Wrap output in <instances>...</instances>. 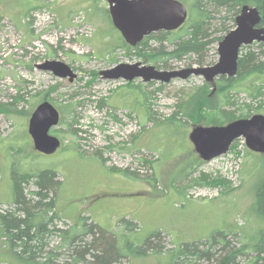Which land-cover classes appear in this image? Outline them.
Listing matches in <instances>:
<instances>
[{
	"label": "rangeland",
	"instance_id": "1",
	"mask_svg": "<svg viewBox=\"0 0 264 264\" xmlns=\"http://www.w3.org/2000/svg\"><path fill=\"white\" fill-rule=\"evenodd\" d=\"M181 1L191 14L195 0ZM108 9L104 0H0V108H15L12 113L0 111V208L12 206L14 170L17 174L52 170L56 187L49 194L54 199L49 215L60 216L52 229L72 228L85 216L121 237L122 247L133 243L143 247L150 235L161 232L162 251L123 256L115 264H175L170 252L177 245L196 241L201 245L222 232L225 237L217 236L215 246L200 247L210 249V258L203 256L195 263L218 264L228 252L248 244L258 226L253 217L257 187L264 179V153L250 151L239 138L227 155L204 162L189 133L208 125L192 122L182 112L175 116L177 124L170 122L177 104L206 82L202 76L169 83L136 79L132 85L142 84L140 90L147 96L139 94L136 109L121 100L127 81L104 80L100 71L119 63L140 62L161 70L200 65L185 58L163 68L144 60L136 49L121 45L123 38ZM216 24L213 30L219 28ZM164 46L172 47L168 41ZM213 46L216 53L211 47L208 58L214 64L218 43ZM47 60L70 65L77 78L71 82L40 69ZM20 94L23 98L15 100ZM232 98L230 110L237 117L264 114V108L258 110L259 102L245 92L233 93ZM45 100L60 111L59 123L49 134L58 137L61 146L51 155L37 152L29 134L30 117ZM71 104L72 112L63 116L61 107ZM35 190L34 179H29L27 198L36 200ZM4 235L0 229V264H23ZM226 242L230 243L225 247ZM60 244L59 233H53L47 251L37 260L50 253L52 264L71 259L68 246ZM253 254L246 249L232 262L253 264Z\"/></svg>",
	"mask_w": 264,
	"mask_h": 264
},
{
	"label": "trees",
	"instance_id": "2",
	"mask_svg": "<svg viewBox=\"0 0 264 264\" xmlns=\"http://www.w3.org/2000/svg\"><path fill=\"white\" fill-rule=\"evenodd\" d=\"M245 4L258 8L261 15L260 25L264 27V0H195L187 23L178 30L154 32L136 46L127 44L123 39L121 45L125 48L136 49L138 55L144 60L160 64L158 66L163 68H171L172 61H181L185 58L200 66L212 65L213 63L208 58L211 47L216 53L213 45L223 39V33L236 27V18ZM216 15L220 16L219 19ZM215 22L219 28L213 30ZM167 41L172 46L170 49L164 46V42ZM152 43H157L158 46H153ZM109 44L111 43L106 45L110 48ZM126 84L124 90L122 88L124 94L122 96L119 94V96L125 103H132L136 109L139 94L145 97L147 92L140 90L142 84L134 86L132 81ZM240 92H245L253 101H258L259 111L264 108V43L255 42L253 45L243 46L238 60L237 75L234 77L221 76L213 83L205 82L194 95L186 96L177 104L178 111L170 118V122L174 121L177 124L175 116L177 117L178 113L182 112L184 117L192 122L196 120L208 126L225 125L236 118L246 116L240 114L237 117L236 112L230 110L235 103L232 98L233 93L237 95ZM22 98L21 94L14 97L15 100ZM98 103L101 107L102 101ZM14 109L12 105H2L0 111L12 113ZM148 111L151 113L150 109ZM61 112L63 116L71 113L72 104L62 106ZM179 122L185 123L184 121ZM203 177L204 180H209L206 175ZM13 178L15 197L11 208H0V229L4 231V236L8 237L15 258L23 264H52L54 262L52 253L44 260H37L43 256L44 251H47L49 238L53 233H59L62 243L60 246H68L67 251H71L73 256L69 260L64 258L66 260L61 264H115L123 256L145 255L149 250L154 249L159 253L165 248L161 232H156L147 238L143 247L139 246V243H133L130 247L126 244L128 249H125V246L122 247L121 237L102 228L92 219L89 222L90 219L85 216H81L72 228L52 229L54 219L60 218L57 212L49 215L54 205V199L49 195L55 191L56 187L54 171L17 174L14 170ZM29 179H34L37 187L33 193L37 197L36 200L27 198L25 185ZM213 183L217 185L219 182L213 181ZM253 218L256 219L258 226L254 228L253 236L250 237L251 241L228 252L229 254L218 264H233L232 260L235 256L245 253L246 249L254 253L251 258L253 264H264V179L257 187L256 214ZM135 225L133 223L132 227ZM243 235L244 238H249L247 233L243 232ZM217 236L225 237L224 233L219 232L212 241L205 240L201 245L215 246L218 242ZM229 243L226 242L225 247ZM201 245L197 241L180 243L174 250H171L170 254L174 256L175 264H195L203 256L210 258L212 255L209 248L200 250ZM58 250L59 248L55 251ZM49 251L53 250L49 249Z\"/></svg>",
	"mask_w": 264,
	"mask_h": 264
},
{
	"label": "water",
	"instance_id": "3",
	"mask_svg": "<svg viewBox=\"0 0 264 264\" xmlns=\"http://www.w3.org/2000/svg\"><path fill=\"white\" fill-rule=\"evenodd\" d=\"M114 27L124 41L136 46L145 37L159 31H175L188 19V8L180 0H105ZM261 15L258 8L243 5L236 18V27L229 31L219 42V59L208 66L187 67L182 69L161 70L155 65L140 62L119 63L112 68L100 71L104 80L143 82L157 81L169 83L174 79H188L190 76H202L206 82L213 83L221 76L234 77L238 73V60L243 46L254 42L264 43V27L260 25ZM52 71L60 78H77L74 69L57 60H47L38 66ZM59 110L49 101L40 103L31 115L29 133L34 148L46 155L54 154L61 145L58 137L50 135L52 127L58 125ZM245 139L246 146L252 152L264 153V114L258 113L249 118H239L225 125L196 126L189 133L195 151L205 161L226 154L238 138Z\"/></svg>",
	"mask_w": 264,
	"mask_h": 264
},
{
	"label": "flooded vegetation",
	"instance_id": "4",
	"mask_svg": "<svg viewBox=\"0 0 264 264\" xmlns=\"http://www.w3.org/2000/svg\"><path fill=\"white\" fill-rule=\"evenodd\" d=\"M38 152V151H37Z\"/></svg>",
	"mask_w": 264,
	"mask_h": 264
}]
</instances>
